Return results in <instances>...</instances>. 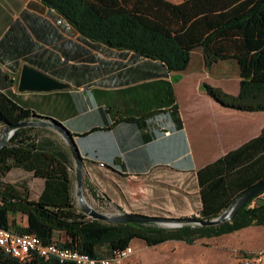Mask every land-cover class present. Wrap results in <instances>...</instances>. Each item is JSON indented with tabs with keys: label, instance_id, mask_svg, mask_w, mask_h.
<instances>
[{
	"label": "crops",
	"instance_id": "1",
	"mask_svg": "<svg viewBox=\"0 0 264 264\" xmlns=\"http://www.w3.org/2000/svg\"><path fill=\"white\" fill-rule=\"evenodd\" d=\"M22 65L67 87L20 92ZM203 83L236 95L235 61L207 66L195 48L177 75L159 60L86 39L40 0H0V92L71 133L83 173L102 185L109 202L131 183L140 199L164 197L178 209L199 211L197 169L261 134L264 111L225 108L205 93ZM10 172L5 181L24 182L29 198H38L43 179L22 171L24 179L13 182ZM14 217L26 225L25 216Z\"/></svg>",
	"mask_w": 264,
	"mask_h": 264
},
{
	"label": "trees",
	"instance_id": "2",
	"mask_svg": "<svg viewBox=\"0 0 264 264\" xmlns=\"http://www.w3.org/2000/svg\"><path fill=\"white\" fill-rule=\"evenodd\" d=\"M61 15L81 36L109 47L159 60L169 72H183L191 52L200 48L207 66L233 60L239 88L231 95L203 83L219 105L242 112L264 111V0H40ZM37 115L0 92V124ZM47 127L17 128L0 148V227L34 234L43 244L109 257L134 239L153 247L174 240L193 244L201 238L229 234L249 226L264 227V189L216 225L164 228L154 223H109L89 218L73 194L74 162L67 145ZM13 169L43 179L38 198H29L24 182L5 176ZM198 218L213 219L248 188L264 181V129L261 134L196 171ZM83 183V188H84ZM89 192L96 197L93 186ZM26 217L21 226L14 216ZM0 264H25L0 249ZM30 264H75L33 255Z\"/></svg>",
	"mask_w": 264,
	"mask_h": 264
},
{
	"label": "rangeland",
	"instance_id": "3",
	"mask_svg": "<svg viewBox=\"0 0 264 264\" xmlns=\"http://www.w3.org/2000/svg\"><path fill=\"white\" fill-rule=\"evenodd\" d=\"M2 130L3 128H0V134ZM52 138L62 145H66L65 141L55 131H53ZM24 177L22 170L13 169L7 179L13 182H21ZM82 178L84 200L94 209L106 214L131 212L161 217L199 216L195 207L186 212L183 209L171 206L164 197L155 198L153 195H145L143 199H140L139 195L131 193L134 192L133 189L135 188L131 183H128L126 190H123L124 192L119 194L118 198H113V202H109L102 191V185L96 182H89L90 180L83 173V169ZM75 185L76 181H74L73 192L75 203L80 208L75 194ZM88 185L94 187L97 200L95 197L91 198L85 195L84 190ZM182 214L185 216H182ZM142 245H145L142 240L134 239L131 241L130 246L134 251L124 264H242L245 258L253 256L257 251L264 250V227L253 225L229 234L201 238L193 244H186L181 241H168L166 245L162 244L161 246L149 247ZM262 264H264V261Z\"/></svg>",
	"mask_w": 264,
	"mask_h": 264
},
{
	"label": "water",
	"instance_id": "4",
	"mask_svg": "<svg viewBox=\"0 0 264 264\" xmlns=\"http://www.w3.org/2000/svg\"><path fill=\"white\" fill-rule=\"evenodd\" d=\"M67 85L55 80L53 77L42 73L28 65H22L18 81L17 90L24 91H42L48 92L52 90H58L66 88ZM34 126V127H47L52 129L65 141L71 157L74 161V175H75V194L80 206V209L89 218L97 219L109 223H129V222H141V223H154L159 226H165L169 228L179 227L183 224H189L192 226H210L219 224L229 219L233 213L246 203L250 198L256 195L258 192L264 189V181L258 183L247 190L240 193L231 205L225 209L220 215L213 219H201L198 217H161L152 216L139 213L124 212L120 214H106L100 212L91 207L84 200L82 190V169L83 162L82 157L77 149L73 136L67 131L64 126L51 118L37 116L35 119L20 121L14 124H6L0 134V148L6 144L13 132L20 127Z\"/></svg>",
	"mask_w": 264,
	"mask_h": 264
},
{
	"label": "built area",
	"instance_id": "5",
	"mask_svg": "<svg viewBox=\"0 0 264 264\" xmlns=\"http://www.w3.org/2000/svg\"><path fill=\"white\" fill-rule=\"evenodd\" d=\"M15 76L11 79L15 80ZM103 166V163H99ZM0 249L15 257L25 264H30L33 255L42 257L53 256L59 262H73L75 264H124L126 259L133 253L129 245L123 249L114 250L109 257H90L85 253L73 249L60 247L54 243L43 244L34 234H19L9 229L0 227ZM264 261V250L257 251L253 256L245 258L242 264H262Z\"/></svg>",
	"mask_w": 264,
	"mask_h": 264
}]
</instances>
